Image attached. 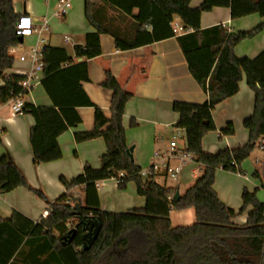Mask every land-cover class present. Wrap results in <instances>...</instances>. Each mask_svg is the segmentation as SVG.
Segmentation results:
<instances>
[{
    "label": "trees",
    "instance_id": "obj_1",
    "mask_svg": "<svg viewBox=\"0 0 264 264\" xmlns=\"http://www.w3.org/2000/svg\"><path fill=\"white\" fill-rule=\"evenodd\" d=\"M13 1L0 0V104L23 93L20 83L24 77L5 74L14 64L9 49L19 45L14 32L18 15L14 13ZM99 1L102 8L93 14L92 0H84L85 18L93 32L85 36L84 45L74 47V58L84 62L76 64L64 49L42 48L45 77L41 85L53 108L23 103L21 112L34 120L29 130L34 165L62 158L57 138L81 123L76 111L81 107L94 108V127L75 134V142L101 138L105 152L98 168L85 164L73 179L59 178L66 192L84 188L85 205L79 212L74 205L80 201L64 193L47 203L48 216L38 223L16 211L8 220H0V264H264V202L256 191L245 188L242 207L236 214L219 200L213 188L218 170L244 176L242 163L264 139V51L254 59H239L234 54V48L261 33L264 24L236 34H228L222 25L200 28L201 14L214 8L229 9L231 20L251 15L264 19V0H202L197 8L190 7L191 0ZM174 18L181 21L186 31L181 36L171 27ZM101 35L110 36L120 52L176 38L189 74L207 95L202 104H172V111L178 116L175 128L184 134L185 150L195 156L202 169L201 176L177 200L173 190L158 184L156 177L142 178V169L126 154L123 117L132 95L105 71L101 86L112 93L111 117L106 118L82 89L81 83L89 81L86 61L101 55ZM243 77L255 98L253 114L243 122L249 133L248 142L214 154L204 152L203 138L216 131L214 108L239 92ZM135 126L131 120L130 127ZM233 133L231 124L219 131L220 137ZM120 173L124 176L117 189L124 191L128 184H134L136 195L145 204L122 213L102 211L97 184L115 179ZM253 176L259 179L257 173ZM17 188H26L46 200L42 192L28 184L7 153L0 158V194ZM187 209L194 210L195 223L172 227L170 212ZM244 213L246 222L235 224L234 219ZM89 219L99 222L101 229L90 249L84 251L81 237ZM72 229H76V235L69 241Z\"/></svg>",
    "mask_w": 264,
    "mask_h": 264
},
{
    "label": "crops",
    "instance_id": "obj_2",
    "mask_svg": "<svg viewBox=\"0 0 264 264\" xmlns=\"http://www.w3.org/2000/svg\"><path fill=\"white\" fill-rule=\"evenodd\" d=\"M16 1H13L16 15L30 16L36 26L41 25L45 20L48 21V31L43 34V36L46 34V41L42 38L44 46L64 49L76 64L84 62L82 59L74 58V47L84 45L85 36L93 32L85 18L84 0H71V7L62 19H57L54 16L58 0ZM92 3V13L96 14L102 8V3L99 0H92ZM201 3L202 0H191L190 7L197 8ZM261 24H264V19L258 15L231 20L230 11L226 8H214L210 12L202 13L200 17L201 29L222 25L228 34L249 32ZM171 27L177 36L186 32L178 18L173 19ZM146 29L151 30L150 27H146ZM100 47L101 55L86 61L89 81L81 83L82 89L106 118L111 117L112 93L101 86L105 79V71H109L120 87L132 95L125 107L123 125L127 148H133V162L141 168L142 165L151 163V153L154 150L167 146L166 136L171 134L172 138L175 135L178 116L172 111V104L174 102L202 104L207 101V95L189 74L176 38L120 52L115 49L114 40L110 36L101 35ZM263 51L264 30L254 38L242 41L234 48V54L239 59H254ZM30 68L27 61L20 62L14 58L12 69L6 71L5 74L23 76ZM44 77L43 75L38 84L23 96V103H29L37 108H53L41 85ZM2 86L3 81L0 79V87ZM254 101V93L246 86L243 77L239 85V92L214 108L212 118L216 131L203 138V151L214 154L225 148L235 149L246 144L249 133L243 127V122L253 114ZM11 105V101L0 104V138L2 141L0 158L8 153L28 184L33 189L42 192L46 200L39 198L26 188H17L9 193L0 194V220H8L13 211H16L34 223H38L42 213L48 211L47 203L55 201L64 193L84 204V188L78 187L66 192L60 184L59 178L73 179L82 172L85 164H89L93 168L99 167L100 157L105 152L103 140L97 138L82 143H76L74 140L75 134L93 130L94 108H77L81 123L58 136L57 143L62 151L60 160L34 165L29 140V130L33 126L34 120L30 115L22 112L13 113ZM131 120L136 123L134 128L130 127ZM228 124H231L234 129L233 135L220 137L219 131ZM252 155L253 160L248 158L242 163L244 176L232 175L222 170H218L215 175L214 191L219 200L236 214L242 207L239 195L245 188L250 192L256 191L259 200L264 202V148L260 150L257 147L250 157ZM252 171V176L255 173L259 175V179L256 181H252L249 177ZM196 177L199 175L196 174ZM158 178H156L158 184L174 190V193L178 191L179 196H182L194 183L193 180L181 193L180 183H173L163 178H161L163 183H159ZM107 182H111L115 188L117 187L114 179L97 184L99 206L102 211L122 213L144 206L145 200L136 195L134 184L130 185V191H128L130 193L128 200L133 203L132 206H126L127 199L122 196H116L109 202L105 198L106 195L102 194L100 190L107 186ZM173 214H176L174 218L177 226L175 227L189 226L195 223L193 209L181 212L171 211L170 223L172 227H174L172 224ZM246 217V213L237 216L234 223L243 225L246 222ZM184 222L185 224H183Z\"/></svg>",
    "mask_w": 264,
    "mask_h": 264
},
{
    "label": "built area",
    "instance_id": "obj_3",
    "mask_svg": "<svg viewBox=\"0 0 264 264\" xmlns=\"http://www.w3.org/2000/svg\"><path fill=\"white\" fill-rule=\"evenodd\" d=\"M71 7V0H58L56 6V12L54 16L57 19H62ZM48 31V21L45 20L41 25L36 26L32 18L26 14L18 15L17 22L15 24L14 32L18 38H22V44L25 39L35 37V46L28 52L23 51V45L11 47L9 49V55L17 59L20 62H28L30 64V70L23 74L24 80L20 83L23 93L17 95L11 99V110L13 113H21L23 107V96L28 94L32 88L38 84L39 79L44 75L45 64L43 62L42 48L44 44L42 36ZM260 150L264 148V139H261L258 145ZM185 147V139L183 132L179 129L175 130V135L171 141L163 150H156L152 155V160L149 167L145 170H141L140 175L142 178H149L154 176L156 178L161 177L165 180H169L173 183H180L187 172L194 179L196 177V171L201 168L199 163L193 154L187 152ZM194 167V168H193ZM198 168V169H196ZM123 174L120 173L114 181L119 183L123 178ZM185 179V178H184ZM174 193V190H173ZM173 199V196L169 198ZM49 211L42 213L41 219H46ZM67 229H70V224L66 225Z\"/></svg>",
    "mask_w": 264,
    "mask_h": 264
},
{
    "label": "rangeland",
    "instance_id": "obj_4",
    "mask_svg": "<svg viewBox=\"0 0 264 264\" xmlns=\"http://www.w3.org/2000/svg\"><path fill=\"white\" fill-rule=\"evenodd\" d=\"M22 2L23 0H17L16 2ZM18 7V6H17ZM45 41H46V34L42 37ZM35 42H36V38L35 37H31V38H27V39H25L24 40V42H23V51L24 52H28L32 47H34L35 46ZM45 44H43V45H41V47H43ZM46 45H47V43H46ZM15 59H17V56L15 57ZM16 61V60H15ZM175 134V133H174ZM171 134H169L168 136H166V141H167V144L171 141ZM183 137H184V134H183ZM164 148L162 147V148H160V149H156V150H163ZM156 150H154L152 153H151V158H152V155H153V153L156 151ZM249 159L250 160H253V155L251 156V157H249ZM149 165H150V162L147 164V165H142L141 166V169L142 170H145V169H147L148 167H149ZM194 168V167H193ZM241 168H242V170H243V172H244V169H243V167H242V165H241ZM196 169H198V168H196ZM196 174L197 175H199V176H201V174H202V169L199 171V169L196 171ZM229 174H232V173H229ZM252 174H253V171L252 172H250V174H249V177H250V179L252 180V181H256V179L255 178H253V176H252ZM189 175V172H187L186 173V175H185V179L183 178V179H181V182H180V192L182 193L184 190H185V188H187V186H189L192 182H193V178L190 176V178L189 177H187ZM232 175H235V174H232ZM244 175H245V172H244ZM159 183H163V179H161V178H158V180H157ZM170 182L168 181V184H169ZM130 185H132V183H130V184H128L127 185V188H126V190H124V191H119L118 189H117V187L115 188L114 187V185H113V183H111V182H107V186H105V187H103L102 189H100L101 190V192H102V194H105L106 195V199L107 200H109V202H111V200H114L115 199V197L116 196H122L124 199H127V202H126V206H132L133 205V203L132 202H129L130 200H128V196L130 195V193H128V191H130ZM242 193V192H241ZM241 193H240V195H239V197H240V200H241ZM134 197V196H133ZM136 198H137V196H136ZM186 214V213H185ZM175 215L176 214H173V216H172V224H173V226L175 227V226H177L176 224V221H175ZM183 224H185V222L183 223ZM187 224V223H186ZM185 226H187V225H185Z\"/></svg>",
    "mask_w": 264,
    "mask_h": 264
},
{
    "label": "water",
    "instance_id": "obj_5",
    "mask_svg": "<svg viewBox=\"0 0 264 264\" xmlns=\"http://www.w3.org/2000/svg\"><path fill=\"white\" fill-rule=\"evenodd\" d=\"M18 42L19 44H22V38H18ZM132 152H133V148L130 147L126 150V154L128 155L129 159L133 162V157H132ZM179 193L178 191L174 193V198L177 200L179 199ZM84 204H82L81 202L75 201V205L74 208L79 212L80 211V207L84 206ZM85 232L82 235L81 239L83 242V250L86 251L88 249H90V247L93 245L94 241L96 240L100 229H101V224L99 222H97L96 220L93 219H89L86 221L85 223ZM76 235V229H72L69 232V236H70V240H72V238Z\"/></svg>",
    "mask_w": 264,
    "mask_h": 264
}]
</instances>
